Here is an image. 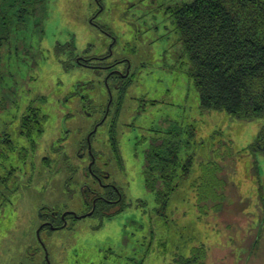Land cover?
I'll list each match as a JSON object with an SVG mask.
<instances>
[{
	"label": "rangeland",
	"instance_id": "374dc122",
	"mask_svg": "<svg viewBox=\"0 0 264 264\" xmlns=\"http://www.w3.org/2000/svg\"><path fill=\"white\" fill-rule=\"evenodd\" d=\"M40 1L24 19L0 3V264H43L47 256L50 264H175L200 246L202 233L212 249L207 264L228 256L231 264H264V155L245 152L262 120L200 113L173 17L193 0ZM111 72L125 82L117 74L108 81ZM107 107L109 119L90 143L97 172L122 191V212L76 220L36 242L42 206L89 214L82 187L100 188L79 151ZM34 110L43 131L28 135L22 124ZM176 125L195 126L205 143L187 146L196 152L191 179L198 161L211 159L215 131L243 151L229 174L238 204L226 190L223 210H207L202 223L190 179L172 196L167 216L147 184L155 174L149 143L159 146Z\"/></svg>",
	"mask_w": 264,
	"mask_h": 264
},
{
	"label": "trees",
	"instance_id": "16d2710c",
	"mask_svg": "<svg viewBox=\"0 0 264 264\" xmlns=\"http://www.w3.org/2000/svg\"><path fill=\"white\" fill-rule=\"evenodd\" d=\"M36 1L0 0V3L8 8L6 13L10 17L24 19L31 16ZM173 17L176 31L183 43V53L193 85L198 94L200 113H226L240 121L262 120L258 135L245 152L254 156L264 155V0H193L178 6L173 12ZM113 77L115 75H108V81ZM120 79L123 83L125 82L122 78ZM122 85L121 83L116 85L115 90H122ZM110 109L108 111L107 107L105 114L108 113V118L101 126L109 119ZM33 113L32 118L24 119L22 125L26 134L39 135L43 131V118L38 110H34ZM98 130L95 133H92L93 130L89 133L90 142ZM216 134L215 131L209 138L210 146H214L211 150V159L198 161L199 171L192 179L196 152L191 153L188 148L191 144H195L198 138L195 126L176 125L171 130H165L159 137L162 139L159 146L154 145L153 142L149 143L148 156L152 157L154 164L152 170L155 174L148 175L147 184L149 189L156 191L161 207L160 214L164 212L167 216V213L171 211V199L189 179L198 212L197 223L204 215L208 216L207 210H214L217 213L223 210V205L227 201L226 190L230 192L231 199L238 204L239 195L229 174L232 172V164L237 163L235 159L243 157V151L240 153L235 151L230 140H222ZM82 144L84 146L79 151V157L81 158L80 155L85 153V157L90 160L87 153L88 140L86 139ZM183 144L185 148L188 146L184 153L186 156L184 160L180 157ZM197 145L202 149L205 148V143L199 142ZM96 166L97 161L93 167L94 172H97ZM86 173L91 177L89 167ZM83 187L92 189L93 192L95 190L88 184ZM82 194L90 211L93 197L90 193L82 192ZM209 202L214 204L213 207H209ZM202 203L203 206H201ZM122 205L120 209L113 210L112 207L99 202L90 218L99 215L102 218H113L122 212ZM51 212L58 217L57 222H53L54 226H62L60 216L63 212L59 210ZM51 212L42 206L37 211V217L43 222L45 219H50ZM182 216L184 214L180 213V218ZM206 219L211 229V223L208 222L212 219ZM75 221L72 218L68 226L64 228L62 226L60 230L55 231L49 227L41 228V223L36 228L37 231L35 230L34 239L37 242L40 238L38 230L41 233L67 232ZM198 238L200 246L194 247L190 256L181 258L175 264H207L208 252L211 253L212 249L207 244L206 233L199 234ZM212 257L221 259L218 253H213ZM34 260L30 259L31 262ZM231 263L230 256L221 259V264Z\"/></svg>",
	"mask_w": 264,
	"mask_h": 264
},
{
	"label": "flooded vegetation",
	"instance_id": "af4514ba",
	"mask_svg": "<svg viewBox=\"0 0 264 264\" xmlns=\"http://www.w3.org/2000/svg\"><path fill=\"white\" fill-rule=\"evenodd\" d=\"M129 71L130 70L128 69L126 71V73ZM115 74H117L118 77H120V78L125 77V75L123 76V75H121V73H118V72H111L110 73V75H115ZM109 94L111 96L110 91H109ZM107 118H108V113H106L104 115V117L101 119V121H99L98 123L95 124V127H94L92 133L93 132L95 133L101 127V125L106 121ZM87 140H88L87 153L90 157V161H89V165H88L89 172L91 174V178L95 181L96 184H98V186L100 188V191L94 190V192L92 189H89L87 187L82 188L83 193H90V195L93 197L92 208L89 211V213L95 212L96 206L99 202H100V204L105 203V205L112 207L113 210L117 209V208L120 209L121 205L124 201L122 191L116 185L109 182L111 175H109L108 173L103 174V173H97V172L93 171V167L96 164V158L94 157V154L92 152V146L90 143V136L87 138ZM80 156H81V158H84L85 153L81 154ZM75 214L77 216H82V215H78V213L75 211H65L61 214L60 220L63 223V225H62L63 228L69 225L72 218L75 220H79L77 218V216H75ZM83 215H85V214H83ZM40 216H42L41 212H40ZM89 217H91V216H89ZM57 218H58L57 215L54 212H51L50 213V219H48V220L45 219V221L42 222L40 227L41 228L43 227V229L45 227H49L53 231L60 230L62 226H59V225L54 226V224H53V222H57ZM86 218H88V217H86ZM83 219H85V218H83ZM40 234H41V232H40ZM39 240L41 241L40 238H39ZM46 262H47V264H49V260L47 259V257H46Z\"/></svg>",
	"mask_w": 264,
	"mask_h": 264
},
{
	"label": "water",
	"instance_id": "95a60500",
	"mask_svg": "<svg viewBox=\"0 0 264 264\" xmlns=\"http://www.w3.org/2000/svg\"><path fill=\"white\" fill-rule=\"evenodd\" d=\"M112 100V99H111ZM92 215V212L91 213H89V214H87V215H84V216H80V217H78L76 214H75V216H77V218L78 219H82V218H85V217H89V216H91ZM40 234V230H38V235ZM47 259H48V256H47ZM49 260V259H48ZM50 264V263H49Z\"/></svg>",
	"mask_w": 264,
	"mask_h": 264
}]
</instances>
